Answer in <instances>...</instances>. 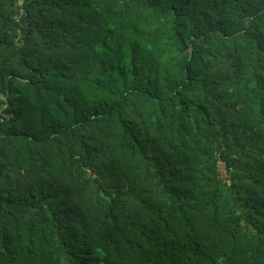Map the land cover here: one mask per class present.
Returning a JSON list of instances; mask_svg holds the SVG:
<instances>
[{
	"label": "trees",
	"instance_id": "trees-1",
	"mask_svg": "<svg viewBox=\"0 0 264 264\" xmlns=\"http://www.w3.org/2000/svg\"><path fill=\"white\" fill-rule=\"evenodd\" d=\"M0 264H264V0H0Z\"/></svg>",
	"mask_w": 264,
	"mask_h": 264
},
{
	"label": "rangeland",
	"instance_id": "rangeland-1",
	"mask_svg": "<svg viewBox=\"0 0 264 264\" xmlns=\"http://www.w3.org/2000/svg\"><path fill=\"white\" fill-rule=\"evenodd\" d=\"M220 172L224 175L225 170H224V164H220Z\"/></svg>",
	"mask_w": 264,
	"mask_h": 264
},
{
	"label": "built area",
	"instance_id": "built-area-1",
	"mask_svg": "<svg viewBox=\"0 0 264 264\" xmlns=\"http://www.w3.org/2000/svg\"><path fill=\"white\" fill-rule=\"evenodd\" d=\"M222 162H220V164H221ZM220 164H219V170H220ZM223 164V163H222ZM225 170V169H224ZM226 173V172H225ZM225 173H224V175L223 176H225Z\"/></svg>",
	"mask_w": 264,
	"mask_h": 264
}]
</instances>
